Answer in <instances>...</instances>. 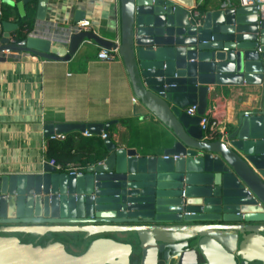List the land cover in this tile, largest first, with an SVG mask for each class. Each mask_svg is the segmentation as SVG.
I'll list each match as a JSON object with an SVG mask.
<instances>
[{
    "label": "water",
    "instance_id": "95a60500",
    "mask_svg": "<svg viewBox=\"0 0 264 264\" xmlns=\"http://www.w3.org/2000/svg\"><path fill=\"white\" fill-rule=\"evenodd\" d=\"M49 1L17 5L25 17V5L37 3V29L23 41L11 42L19 24L0 15V63L4 51L69 62L89 41L116 50L135 99L169 130L168 147L140 156L108 138L104 159L81 175L48 162L0 172V264H264V111L243 114L222 141L203 140L200 127L216 95L209 97V85L264 86L256 7L224 4L196 27L197 0H118V42L92 31L69 35L85 19L80 10L52 42L43 24ZM110 126L46 124L44 137H101ZM73 233L90 240L81 255L54 239L40 244Z\"/></svg>",
    "mask_w": 264,
    "mask_h": 264
},
{
    "label": "crops",
    "instance_id": "0c3cea01",
    "mask_svg": "<svg viewBox=\"0 0 264 264\" xmlns=\"http://www.w3.org/2000/svg\"><path fill=\"white\" fill-rule=\"evenodd\" d=\"M225 1L197 0V6L205 3L206 13L221 9ZM34 10L37 14V3ZM79 10L85 13L84 20L91 22L92 32L119 41L118 0H50L43 23L50 28L49 40L58 42L52 37L61 35L71 26ZM23 13L26 15V5ZM19 18L23 17L17 8L16 16L7 22L18 24ZM37 23L35 16L29 34L36 31ZM18 31L12 33L11 42L17 41ZM0 34L2 38L1 20ZM99 50L95 44L87 42L69 62L3 52L7 59L0 63V172L38 170L48 160L46 124L111 123L105 133L121 148L136 151L140 156H162L168 147L169 130L139 102H133L135 96L121 58L100 61L96 58ZM208 91L211 99L216 93L209 110L220 115L227 131L224 140L229 130L237 127L243 114L264 111V86L209 85ZM102 153L106 155L105 148ZM115 237L119 241L129 239L128 234H115ZM88 241L84 237L83 242L69 243L67 248L72 254H80Z\"/></svg>",
    "mask_w": 264,
    "mask_h": 264
},
{
    "label": "trees",
    "instance_id": "16d2710c",
    "mask_svg": "<svg viewBox=\"0 0 264 264\" xmlns=\"http://www.w3.org/2000/svg\"><path fill=\"white\" fill-rule=\"evenodd\" d=\"M8 1L14 4L7 3ZM25 0H1V12L2 20L9 21L14 15L17 14V5ZM35 7L36 2H30L26 5V15L23 18H19V31L17 32V41H23L28 37V34L33 30L35 22ZM197 10L204 15L206 11V4L203 3L197 7ZM109 135V133H107ZM110 137V135H109ZM105 148L102 139L97 137L87 138L80 133H70L66 136V140L59 141H49L46 157L48 160H55L59 164L75 163L80 164L83 167L92 166L104 159L102 152ZM85 234L73 233V234H51L48 237L40 241V244L44 245L49 239H54L61 241L66 245L69 243L79 244L83 242ZM90 240L87 242L85 249L80 254L85 252ZM68 251L70 252L69 248ZM71 253V252H70Z\"/></svg>",
    "mask_w": 264,
    "mask_h": 264
},
{
    "label": "built area",
    "instance_id": "2783aa9c",
    "mask_svg": "<svg viewBox=\"0 0 264 264\" xmlns=\"http://www.w3.org/2000/svg\"><path fill=\"white\" fill-rule=\"evenodd\" d=\"M225 4L232 5L234 7H256L258 11V18L259 21H264V0H226ZM203 4V3H202ZM201 5V4H200ZM1 6L0 5V15H2L1 12ZM204 15H202L197 9L194 11L190 12V20L194 23V26L200 27L202 26V21H203ZM92 24L89 20H82L71 26L70 28V33L71 34H78L81 32H88L92 31ZM32 35V34H29ZM1 38V34H0ZM92 43L91 41H89ZM118 56V52L115 51H109L105 49H100L97 53L96 58L100 61L104 62H111L113 61L116 57ZM134 103H137V99H133ZM215 110H209L207 111L205 117L202 118L200 127L203 131V140L205 141H215L219 140H224V137L227 135L226 129L222 126V121L220 119V115L214 112ZM186 113L194 117L197 115V107H189L186 109ZM67 135H54L49 141H65ZM83 136L87 138H91L90 134L86 133ZM102 140H106L109 138V135L107 133H103L100 137ZM51 166H54L59 173H66L68 175H81L86 172V170L90 167H83L80 164H75V163H68V164H59L55 160H46Z\"/></svg>",
    "mask_w": 264,
    "mask_h": 264
},
{
    "label": "rangeland",
    "instance_id": "374dc122",
    "mask_svg": "<svg viewBox=\"0 0 264 264\" xmlns=\"http://www.w3.org/2000/svg\"><path fill=\"white\" fill-rule=\"evenodd\" d=\"M26 240H32V238H31V237H29V238H27Z\"/></svg>",
    "mask_w": 264,
    "mask_h": 264
}]
</instances>
